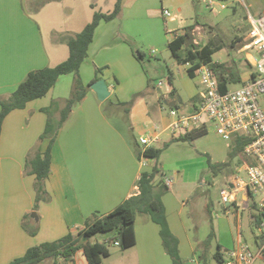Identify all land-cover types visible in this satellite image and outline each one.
Masks as SVG:
<instances>
[{"label":"crops","instance_id":"0c3cea01","mask_svg":"<svg viewBox=\"0 0 264 264\" xmlns=\"http://www.w3.org/2000/svg\"><path fill=\"white\" fill-rule=\"evenodd\" d=\"M64 1L52 0L40 6L38 0H0L1 98H7L30 71L55 66L68 58L67 43L60 41L54 45L49 41L47 45L49 35L80 32L92 20L96 10L111 12L115 6V0L107 10H102L94 3L95 11L90 19V15L74 14V11L63 15L60 5ZM188 1L179 0L180 4H187ZM157 6L156 0H122V18L101 20L97 25L88 55L80 67L82 80L88 90L85 97L73 105L51 146V168L46 180L49 199L38 205L36 175L27 171L26 161L29 154L47 148L49 139L40 140L48 121V114L43 109L54 103L52 118H60L61 109L71 96L74 74L62 75L45 96L33 99L24 108L13 109L5 116L0 136V264H11L24 256L29 248L60 239L70 232L76 233L95 217L111 212L126 198L139 192L136 181L143 172L153 169L155 158L148 165L139 160L133 145H139L136 129L141 126V132L145 131L143 123L152 124L153 127L160 119L168 124L169 119L162 114L163 102L180 109L185 104L171 84L177 76H197L195 71L194 77L190 75L191 64L177 61L180 70L169 69L172 75V82L168 76L170 88L154 96L159 86H155L154 79L147 77L143 61L138 58L141 50L136 49L129 36L135 41L140 37L138 27L141 26V20H147V14L150 10L155 11ZM164 10L158 8L156 12L159 15H149V20L143 26L147 29L145 33L158 41L163 29L161 20L165 21L169 45L185 31L184 28H168L169 16L164 15ZM250 15L253 14L250 12ZM170 18L174 19L172 15ZM135 20L139 22H133ZM248 20L249 24L241 34L235 36L232 43V47L238 48V53L244 54L242 58L214 60L229 66L234 63L238 65L242 80L237 83L239 86L250 78L253 71L250 57L256 53L255 49L247 50L251 29L249 17ZM170 30H175L172 37H169ZM219 46L217 52L231 55L226 45ZM152 51L148 55L157 53L156 50L154 53ZM143 52L145 55L146 52ZM100 79L105 80L110 90L105 101H101L91 87L92 83ZM237 84H231L229 89L236 88L233 86ZM203 92H191L192 101L185 105L183 112H195L202 102ZM151 96L155 97V102H159L158 106L151 103ZM121 102L126 104L128 118L124 106L119 105ZM109 109L130 123L128 128L113 120ZM207 129L208 132L209 125ZM190 133L171 134L172 139L167 147L194 141L196 138L185 139L186 134ZM173 138L178 139L172 141ZM165 142L160 139L154 146L160 148ZM193 164L189 160L181 165L170 164L167 171L161 166V173L155 179L158 185L164 184V177L173 178L162 200L170 230L179 240L181 258L199 255L201 261L198 264H207L208 250L216 260L219 251L223 261L227 251L241 243L256 250L263 239L258 227L263 217L259 206L262 194L246 183L233 185L236 175L246 182L247 175L242 176V169L257 164L256 158L246 155L244 163L236 171L232 165L218 173H214L211 168L208 173L203 169L195 177L187 174L188 167ZM202 166V163L199 164V167ZM228 168L230 171H227ZM204 173H207L206 180L212 177L215 183L220 182L221 208L225 216L216 207L209 206L211 203L198 200L199 189L205 180ZM224 188H230L231 202L222 200L221 191ZM36 225L37 233H29V229ZM212 229L215 237L205 243ZM135 235L136 244L123 250V255H127L126 264H174L165 248L161 226L149 214H137ZM223 261L220 263L224 264ZM79 263L89 264L83 250L77 252L73 262Z\"/></svg>","mask_w":264,"mask_h":264},{"label":"trees","instance_id":"16d2710c","mask_svg":"<svg viewBox=\"0 0 264 264\" xmlns=\"http://www.w3.org/2000/svg\"><path fill=\"white\" fill-rule=\"evenodd\" d=\"M52 0H38L40 6L45 5ZM226 1V0H221ZM94 6V5H93ZM95 7V6H94ZM122 15V0H115L114 9L111 12H103L96 10L92 20L77 33L61 34L60 41H64L69 46V56L64 61L55 66H47L40 69L32 70L26 78L17 86V88L7 97H0V136L2 124L5 116L16 108H24L27 103L33 99L45 96L50 89L58 82L59 78L64 74L73 73L74 82L71 96L66 99L65 106L61 109L60 118L55 120L52 118V108L54 103L43 110L48 114V121L40 140L49 139V144L44 151L40 149L29 154L26 161V169L28 172L36 175V205L41 201L49 199L46 189V180L51 168V146L55 141L58 131L64 122L69 117L72 107L78 101H81L88 90L82 80L80 67L88 55V48L93 40L95 29L101 20H111ZM198 26V23L189 25L185 29V33L177 36L170 42L169 47L173 56L179 63L191 64L189 73L194 77V71L201 64H209L219 81V90L225 92L229 90L231 84L240 83L241 75L238 73V65H227L225 63L215 62L214 54L220 47L212 44L201 45L194 43L193 33ZM131 42L130 40H126ZM143 51H139L138 58L142 60ZM252 67V66H251ZM252 71L250 78L254 76ZM169 80L172 82V75L169 74ZM245 83V82H244ZM136 97V96H135ZM132 103V101L130 102ZM129 103V104H130ZM120 106H124L125 112H128L125 103L121 102ZM207 128L202 127L195 130L193 133L186 134L185 139H195L207 133ZM174 139L178 138H173ZM248 138L243 135H238L235 139L234 147L230 152V159L224 162L213 163L209 157V166L214 173L223 171V169L231 166L232 159L239 153L244 152ZM137 155L140 157L141 149L136 143L133 144ZM141 146V145H140ZM168 143L163 147H150L146 150V154L156 159L153 169L148 172H143L136 185L139 189L137 194L126 198L111 212L97 216L91 222H88L85 227L78 230L76 233H68L60 239L47 241L39 245H35L27 250L24 256L15 259L11 264H39L45 259L51 258L54 264H59L60 260L68 263H73L78 251L83 250L89 264H101L104 257L111 255L109 242H119V247L123 250L133 247L136 244L135 221L138 213H147L151 218L161 226V235L167 252L171 255L174 264H184L179 253V240L171 232L166 209L162 200V196L167 192L168 187L165 184H155V179L161 173L158 164V158ZM38 231L37 225L29 229V233L36 234ZM112 233L110 238H97L98 234ZM214 230H211L205 243L214 239ZM219 251L216 253V258L219 262L223 260L219 257ZM224 262V261H223Z\"/></svg>","mask_w":264,"mask_h":264},{"label":"rangeland","instance_id":"374dc122","mask_svg":"<svg viewBox=\"0 0 264 264\" xmlns=\"http://www.w3.org/2000/svg\"><path fill=\"white\" fill-rule=\"evenodd\" d=\"M112 1L113 0H65L64 3L62 2L60 6L62 7L61 10L63 12V15H68L69 13H71V11H74V14L86 13V15H90L89 17L91 19L93 12L95 11L94 6H96L94 3H97L99 7L102 8V10H107L111 7ZM156 1H158L157 9L160 7L168 9L174 17L173 20L170 17L169 19H167L168 28H184L185 31L187 26L198 23V26L193 33L194 43H199L201 45L210 43L213 46L226 45V48L230 50L231 55H228L227 52L226 54L217 52L213 56L214 60L216 61H229L234 58H242V55L244 54L238 53L237 47H232L235 36L239 33L241 34L244 27L249 24L248 17L250 12L254 16H260L264 9V0H214L216 2L214 4V7H210L208 3L209 0H189L187 4H180L179 0ZM180 7L181 9H179ZM156 10H150L149 14H147V20H149V15H159L158 11L156 12ZM38 18L40 19V17ZM119 18L121 19L122 15ZM147 20H141V26L138 27L140 37L136 41L131 36H129V38L132 41V44L135 45L136 49L140 48L141 51L146 52V54L143 56L142 61L148 75L147 77L150 79H154V84L157 87V84L160 81L163 82L162 85L158 87L159 89L155 90L157 95L154 96H159L160 94H162V92L166 91L167 87L170 88V86L172 85V87L177 89L180 98H182L183 102L185 103L180 109L181 111H183L184 109H186L185 105L192 101L191 92L197 91L198 93L201 90L204 91L205 88L201 84L198 76H196L195 78H191L188 76H177L173 84H169V69L176 68L177 71H179L180 69L177 60L173 56V53L168 45V36L166 34L167 27L165 21L161 20V27L163 28L161 31V38L160 40L156 41L152 35L148 36L147 33H145L147 29L144 28L143 24L146 23ZM133 22H139V20H135ZM41 23L43 25V22ZM174 33L175 30H170L169 37H172ZM61 34L64 33H53L52 35H49L51 37L48 36L46 40L47 45L49 41L52 44L54 43V45H56V43H59ZM153 49L156 50L157 53L153 56L148 55V52L152 51ZM238 86L239 85L237 84V86L234 85L233 87ZM150 88L153 87L150 86ZM154 96H151V103L158 106L159 102H155ZM260 101L262 106L264 107V95L261 96ZM172 106L173 104H165L163 102L164 111H162V114L164 113V116L168 119L169 111ZM109 112L111 113V117L113 118V120H116L120 125L128 128L130 123H126L122 118L120 119L118 115H114V113L110 109ZM125 114L128 118V112H126ZM162 121L161 119L157 120L156 123L153 124V127L152 124L146 125L147 123H143L142 127H146L145 131L141 132V126H139L138 129H136L135 135L139 138L143 134L145 135L148 133H152V130L155 129V125L158 126V129L156 128L158 132H163L167 124L165 122L163 123ZM208 124L209 131L205 135L196 138L194 141H186L185 143L183 142L181 144L171 145L164 149L160 157L158 158L159 166H162L164 170L167 171L170 167V164L178 163V165H181L184 161H193L194 164L188 167L189 172H187V174L195 177L203 169H205L207 173L210 172L209 157L211 158V161L213 163L229 160L230 152L232 151V148L235 144V139H224L216 132L212 123ZM161 134L162 135L160 136V139L167 141L165 143H169L171 141V131L165 130ZM165 143L161 144L162 147L165 145ZM245 157L246 154L244 152H239L232 159L231 165L234 166L233 169L235 171L237 167H241V165L244 163ZM201 163L204 166L199 167V164ZM227 171H230V168H228ZM235 171L234 173H236ZM207 173L202 174L204 175L203 177L205 180L202 184V187L199 189L198 200H203V202L206 201L207 204L211 203V205L209 206L216 207V209H219L221 211L222 216H225L221 208V196L219 191L220 182L215 183L214 181H212V177L206 180ZM234 173L232 175H234ZM242 174V176L246 177V172L243 169ZM236 177L237 175L235 176V178ZM205 207H207V205H205ZM111 235L112 233L108 232L104 234H98L96 237L98 239H102ZM93 240H95V238H92V241ZM109 246L111 249V255L108 257H104L101 264H126L127 255H123V249L115 245L112 241L109 242ZM251 249L255 251V248ZM182 260L184 264H198V262L201 261L199 255H192L188 258H182ZM206 261L207 264H221L211 256L209 250L207 251ZM39 264H53V259H45ZM59 264L73 263H68L64 260H60ZM256 264H264V254L258 256V258L256 259Z\"/></svg>","mask_w":264,"mask_h":264},{"label":"built area","instance_id":"2783aa9c","mask_svg":"<svg viewBox=\"0 0 264 264\" xmlns=\"http://www.w3.org/2000/svg\"><path fill=\"white\" fill-rule=\"evenodd\" d=\"M210 7H214V0L208 1ZM164 15L171 17L168 9ZM250 33L247 50L255 49L256 53L250 57L254 76L242 85L229 89L225 92L219 90V81L209 64H201L195 73L199 77L205 90L202 93V102L193 113H185L177 106H172L169 111V122L165 130L172 134L189 133L212 123L216 132L226 140L243 135L249 140L245 145L244 152L247 156L256 158L257 164L246 166L247 180L236 177L234 187L238 184L250 186L255 192L261 193L259 201L262 220L259 229L262 232V241L258 248L253 251L246 243L227 251L224 264H254L259 255L264 254V107L260 98L264 95V13L260 16H249ZM155 50L152 51L154 53ZM162 81L157 85L161 86ZM158 126L152 133L143 134L138 138L142 147L139 160L148 165L152 157L146 154V150L154 146L160 140ZM163 183L169 187L173 178L164 177ZM222 200L231 202L232 192L230 188L222 191ZM115 245H119L116 241Z\"/></svg>","mask_w":264,"mask_h":264},{"label":"water","instance_id":"95a60500","mask_svg":"<svg viewBox=\"0 0 264 264\" xmlns=\"http://www.w3.org/2000/svg\"><path fill=\"white\" fill-rule=\"evenodd\" d=\"M92 89L97 93L101 101H105L110 95V90L104 79H100L91 84Z\"/></svg>","mask_w":264,"mask_h":264}]
</instances>
